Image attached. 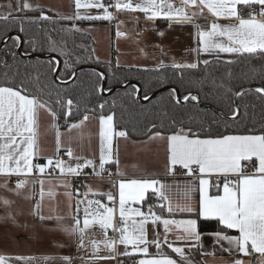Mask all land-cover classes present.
I'll list each match as a JSON object with an SVG mask.
<instances>
[{"label":"snow or ice","instance_id":"6c2138e0","mask_svg":"<svg viewBox=\"0 0 264 264\" xmlns=\"http://www.w3.org/2000/svg\"><path fill=\"white\" fill-rule=\"evenodd\" d=\"M72 8L70 14L57 11L49 15L30 0L0 2V45H3L0 47V74L3 77V83H0V177L6 178L0 188L20 196L22 190L31 187L34 192L35 186L39 185V201L29 215L41 222H55V230L67 237L66 241L58 242L57 247L72 242L77 251L87 252L91 247L89 264L96 261L209 264L208 257H212L215 264H264V128L257 134L253 128L246 127L244 132L235 133L227 127L229 121L236 123L241 119L238 101L246 95L255 93L264 102V65L259 70L253 68V75L247 82L255 86L247 88L244 84H233L230 79L186 80L183 71L179 76L133 83L128 75L121 76L116 71H111L109 76L110 62L104 65L105 71H94L89 75V86L101 99L119 87L125 91V99L133 104L146 101L155 109L165 103L168 111L163 115L168 118L169 125L151 122L146 126L147 141L164 142L166 176L190 178L184 183L183 196L178 202L172 184L158 178H126L127 173L121 171L119 139H129L130 133L117 130L114 112L104 113L106 101L98 105L101 110L98 157H82L70 146H63L58 122L60 119L68 122L74 114L73 109L79 114L74 100L65 95L67 88L81 79L83 69L77 66L90 59L97 65L102 62L94 55V48L82 61L74 55L79 45L74 44L69 50L63 36L53 39L41 25V22L52 25L71 22V27L58 30L71 35L85 31L76 22L111 23L125 13H142L148 21L166 20L170 22L169 27L172 23L187 24L195 30L192 38L196 47L190 49L197 56L195 62L173 59L166 65L160 60L155 69L137 70L198 69L201 63L210 64L207 59H199L201 54H247L264 60V0H72ZM32 12L39 15L30 16ZM208 16L212 20L206 29H202L195 21L207 20ZM32 26L41 27V38L31 32ZM119 28L120 24H117V36L127 38ZM53 31L57 30L54 28ZM158 34L164 35L163 32ZM42 54L47 56L44 63L36 59ZM23 58H32L34 63H25ZM21 67L24 79L17 82ZM116 67H119V59ZM29 80L32 89L26 83ZM162 87L167 91L166 102L162 98L153 103L161 96L156 90ZM62 88L65 91H61ZM201 93L218 103L223 113L201 116L198 120L189 117V122L185 123L179 109L192 101L199 102ZM41 111L51 117L54 132V151L43 162L39 150ZM89 111L95 112L85 109L78 122L68 124V131L78 129L88 121ZM222 124L224 131H220ZM106 165H114L115 171ZM88 169L101 179L107 175L116 192L95 191L85 183L89 178ZM12 178L16 182L10 188ZM57 188L65 189L69 207L73 208L70 217L43 212L45 197L54 199L58 195ZM69 188L73 191H67ZM81 188L86 190L81 192ZM149 192L155 197L154 203H147ZM193 192L198 193L195 202ZM73 196L76 197L74 205ZM90 196L100 199H90ZM105 196L106 203L102 202ZM32 198L31 195L24 196L26 200ZM2 203L10 209L13 201L4 198ZM22 215V212L6 211L3 219L5 223L11 221L14 226L27 229V223H18L17 217ZM210 222H215V229H210ZM97 228L100 238L94 232ZM206 239L211 241L212 251L208 250ZM101 248L107 255H99ZM72 260L73 257L67 255L37 257L0 253V264H72Z\"/></svg>","mask_w":264,"mask_h":264},{"label":"crops","instance_id":"0c3cea01","mask_svg":"<svg viewBox=\"0 0 264 264\" xmlns=\"http://www.w3.org/2000/svg\"><path fill=\"white\" fill-rule=\"evenodd\" d=\"M3 2V0H0ZM33 4H38L44 9H51L52 12H60L62 14H70L73 11L72 0H30ZM178 2V0H177ZM208 19L212 18L208 16ZM202 20V19H199ZM198 21V20H197ZM197 21H195L197 23ZM90 22V21H79ZM103 24H79L77 26L84 29L87 34L89 28L108 31L109 46H113L115 50V60L119 59V67L124 68H148L155 69L160 60H163L166 65L170 64L173 59L177 62L191 63L195 62L197 56L190 49L196 47L192 33L195 31L190 25H180L172 23L169 27V21L157 19L148 21L142 13L121 14L118 20L111 23L107 21ZM221 23H230V21H221ZM117 24H120L119 31L125 33L127 38L117 36ZM163 32L161 37L158 33ZM89 35V34H88ZM90 36V35H89ZM93 48L97 43L93 36ZM105 39V38H104ZM162 50V51H161ZM111 53V52H110ZM224 54V53H220ZM217 53L201 54L199 59L206 58ZM228 55V54H225ZM234 55V54H233ZM110 57H108V60ZM107 60V61H108ZM40 161L52 155L54 151V132L51 129V117L44 111L40 114ZM118 131L120 129H117ZM64 147H71L78 155L86 158L98 157L99 151V119L97 116L89 115V120L86 121L80 128L68 131V126L65 129H60ZM144 139L133 140L131 138L124 140L119 139V158L120 169L127 173L126 178H158L173 185V195L178 198L183 196V185L190 178H176L166 176L164 174L165 167V144L161 140L147 141ZM112 171H115L114 165H106ZM91 170V169H90ZM92 173V170H91ZM92 175V174H91ZM6 178L0 177V184ZM112 179L118 180L119 177ZM107 175L101 179L92 175L85 183L92 186L95 191L107 193L109 191L115 193L116 189L108 182ZM9 187H14L10 183ZM47 187V186H46ZM86 189L81 188V192ZM72 192L73 190L68 189ZM215 192V189L212 190ZM58 195L49 200L45 197L43 212L45 215H58L70 217L73 214V208L69 207V199L64 195L65 189L57 188ZM25 195H31L30 200L24 199ZM149 200L147 203H154L155 197L149 192ZM193 202L198 199V193L193 192ZM7 198L13 201L10 209L3 205L2 200ZM83 198V197H81ZM90 199H100V197H89ZM76 197H72L74 202ZM39 201V185L35 186L34 192L31 187L22 190V194L17 196L13 192H9L4 188H0V253L7 255H24V256H71L73 257L72 264H89V254L91 247L87 252L77 251L74 242L65 244L64 247H57L58 242H64L67 237L55 230V222H41L36 217L29 215V212L34 207V204ZM102 202H107L106 196ZM138 207V205H133ZM147 204H145L146 210ZM83 205H81L82 215ZM159 211V209H156ZM6 211L13 213L22 212V216H18V223H27V229L14 226L11 221L5 223L3 217ZM165 215H167L165 213ZM176 218H180L177 216ZM99 229H95L96 237H99ZM171 239V237H169ZM208 250L212 251L211 241L206 239ZM155 251V249H152ZM99 255H107V252L101 248ZM225 257L227 254H224ZM258 256V254H256ZM83 257V259H80ZM209 264H215L212 257L207 258ZM95 264H114V261H96Z\"/></svg>","mask_w":264,"mask_h":264},{"label":"trees","instance_id":"16d2710c","mask_svg":"<svg viewBox=\"0 0 264 264\" xmlns=\"http://www.w3.org/2000/svg\"><path fill=\"white\" fill-rule=\"evenodd\" d=\"M47 14L52 15V11H48L45 9ZM30 16L39 15L38 12L29 13ZM79 24H103L104 22H76ZM43 28L47 29L48 32L52 34L53 39H60L61 36L64 37L68 42L69 50H72L74 44L79 45V48H76L74 55L79 56L83 61L85 57L89 56V52L93 49V40L92 38L86 34L75 33V34H67L61 33L58 30L63 28L71 27V22H61L56 25H52L48 22H41ZM57 31H53V29ZM31 32L36 34L38 38L42 37L41 27L40 26H32ZM10 43V41H9ZM83 49H88L89 51H83ZM25 63L32 64L34 60L25 59ZM37 59V58H36ZM47 59V58H46ZM46 59H38L41 63H44ZM203 59H207L210 61V64L205 66L202 63L199 65L198 69H184L177 70L171 67H165L161 69L159 72L149 71L143 72L138 71L140 68H124V67H116L115 60V50L111 45V55L110 59L106 62L101 61L100 65H97L94 60H87L86 62L78 65L80 68L82 66H91L98 68L102 71H105L104 65L107 63H111V68L108 72L109 76L111 75V71H116L121 76L128 75L132 82H139L143 84L144 82H153L157 77H172L174 75L179 76L180 71H183L186 80H197L200 78L208 77L209 79L217 78L224 80H231L233 84H244V86L250 87L255 86L254 84L248 83V78L253 75V68L257 70L260 69L261 65H264V60H262L259 56L249 57L247 54L244 55H225V54H217L212 55ZM231 60L232 63H226V61ZM203 61V60H201ZM21 76L16 77L17 82L21 79H24V69L21 67ZM31 71V69L29 70ZM92 70H83L81 72V79L76 81L75 84H72L66 90V97L72 98L79 108V114H76V110L73 109V116L69 118L68 122H65L63 119L59 120V126H68L69 123L78 122L79 119L85 114V109H94L95 112L89 111L87 114L92 116L99 117L100 109L98 105L100 103H106V107L104 109L105 114L115 113L114 121L117 129L126 130L130 133V138L133 140L144 139L147 137L146 126L151 122L155 121L156 123L163 122L166 126L169 125V120L166 118L163 113L168 111L165 106V103H161L157 108H153L152 105L148 104V102H138L137 104H133L130 100L125 99V91L123 89L116 90L115 92L104 95L103 99L100 98L98 94L92 92L89 86V75L93 73ZM0 83H3L2 74H0ZM28 87L32 89V84L29 81H26ZM165 87L157 89L159 91ZM61 91H65L63 88ZM195 88H193V92H195ZM201 99L199 102L192 101L188 105L179 109V113L184 115L185 123L189 122V117H195L197 120L201 116L207 115H215V112L208 110L207 108H202L200 105H209L223 113V108L218 104L211 100V98L206 99L203 93L200 94ZM167 91L163 92L161 96L157 97V101L162 98L166 102ZM113 102L115 106L113 107ZM241 104V119L236 123L228 122V129L230 132L234 131L235 133L244 132L247 128H253L256 130L257 134H260V130L264 128V102L258 99L257 94L250 93L246 95L242 100L238 101ZM245 105L247 107L245 108ZM194 127L196 125H193ZM224 125L222 124L220 127V131H224ZM203 223V222H202ZM215 222H210V229H215Z\"/></svg>","mask_w":264,"mask_h":264},{"label":"rangeland","instance_id":"374dc122","mask_svg":"<svg viewBox=\"0 0 264 264\" xmlns=\"http://www.w3.org/2000/svg\"><path fill=\"white\" fill-rule=\"evenodd\" d=\"M87 34L93 36L96 40V55L99 56L100 61L106 62L111 55V47L108 41V31L89 28ZM105 38V39H104ZM200 60H204L203 58Z\"/></svg>","mask_w":264,"mask_h":264},{"label":"water","instance_id":"95a60500","mask_svg":"<svg viewBox=\"0 0 264 264\" xmlns=\"http://www.w3.org/2000/svg\"><path fill=\"white\" fill-rule=\"evenodd\" d=\"M0 47H3V45H0ZM47 58V56H46V54H42L41 56H39V57H37V59H46ZM25 59H31V58H25ZM81 69H83V70H92V71H102V70H100V69H98V68H95V67H91V66H82V67H80ZM133 83H135V82H133ZM250 87H253V86H250ZM119 89H121V88H117L116 90H119ZM166 91V88H163V89H161V90H159V92L162 94L163 92H165ZM113 93V92H112ZM109 94H111V93H106V94H104V95H109ZM142 102H145V101H142ZM202 108H207L208 110H210V111H212V112H215L216 114H222L220 111H218L217 109H215L214 107H212V106H209V105H200Z\"/></svg>","mask_w":264,"mask_h":264},{"label":"built area","instance_id":"2783aa9c","mask_svg":"<svg viewBox=\"0 0 264 264\" xmlns=\"http://www.w3.org/2000/svg\"><path fill=\"white\" fill-rule=\"evenodd\" d=\"M211 22V19H207V20H204V19H202V20H198L197 21V23H199L200 24V26H201V28L202 29H206L207 28V26H208V24ZM67 126H63V125H60V129H65ZM65 159H67V157H65ZM88 173H89V177H92V175H91V170L90 169H88V170H86ZM176 178H188V177H186V176H183V175H181V176H178V177H176ZM50 179H55V177H50ZM15 178H12V180H11V184L12 185H15ZM77 187H79V182H77V185H76ZM70 190H73L72 188H69ZM114 264H115V262H114Z\"/></svg>","mask_w":264,"mask_h":264}]
</instances>
